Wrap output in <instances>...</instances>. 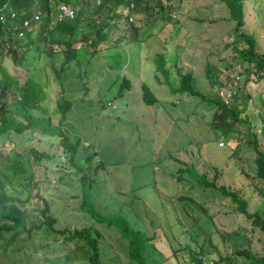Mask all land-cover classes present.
Instances as JSON below:
<instances>
[{
	"label": "rangeland",
	"instance_id": "rangeland-1",
	"mask_svg": "<svg viewBox=\"0 0 264 264\" xmlns=\"http://www.w3.org/2000/svg\"><path fill=\"white\" fill-rule=\"evenodd\" d=\"M147 1L146 7L141 2L130 13L132 21H127L125 4L120 6L110 19L107 39L92 54L93 47L86 43L87 55L79 49L77 62L72 60L58 81L48 56L32 47L15 61L8 54L0 58L19 81L29 75L42 84L43 104L53 124L59 115L51 112L55 98L61 95L71 101L60 128L69 140L79 139L71 161L56 134L27 129L0 135L1 162L15 157L26 164L25 177L12 179L7 186L20 198L28 195L21 208L24 227L29 228L11 241L10 232L1 233L0 264H88L82 240L53 239L43 225L36 227L41 219L39 196L48 201L49 213L56 217L54 228H96L103 262L137 264L127 257L125 240L116 227L83 210L79 169L91 174L87 203L95 212L121 213L132 226L153 235L144 250L145 264H182L188 247L201 248V259L208 264L219 256L223 260L217 264H245L234 253L241 248L264 255L263 233L235 211L234 203L217 188L200 185L196 177L188 175L205 174L208 180L214 176L216 185L235 188L249 210L258 209L264 216V179L255 174L254 151L248 142L251 134L247 132L254 131L264 149V74L258 75L254 65L239 55L247 43L234 30L235 21L229 18L223 0H161V8L156 0ZM241 2L238 31L250 36L256 52H264V0ZM91 3L82 16L88 14ZM128 23L138 27L132 39ZM83 25L89 32L91 28ZM184 31L191 34L187 52L179 50L180 45L187 46ZM208 33L207 44L193 38ZM79 42L76 39L74 45ZM216 42L226 45L220 52L210 53L213 56L207 64L208 48ZM157 52L164 56L171 85L178 84L179 73L190 70L201 94L208 97L218 92L224 102L242 109L238 113L242 119L232 120L228 128L214 124L211 101L170 91L157 81ZM59 62L60 55L54 57V68ZM156 73L162 80L163 75ZM122 78L128 84L120 89ZM142 84L155 96L153 103L142 100ZM14 96L8 91L6 100ZM29 146L45 150L48 157L33 161ZM172 248L177 249L176 257L171 255Z\"/></svg>",
	"mask_w": 264,
	"mask_h": 264
},
{
	"label": "trees",
	"instance_id": "trees-1",
	"mask_svg": "<svg viewBox=\"0 0 264 264\" xmlns=\"http://www.w3.org/2000/svg\"><path fill=\"white\" fill-rule=\"evenodd\" d=\"M129 1L133 2V8H129ZM181 0H177L179 3ZM229 10V18L235 21L234 30L242 35L247 43L240 51L239 55L248 63L254 65L258 75L264 74V52H256L250 36L238 31L242 24V2L241 0H223ZM59 2L67 3L74 8V15L71 18L63 17L56 20V6ZM92 2V3H91ZM146 3L147 0H0V58L5 54L10 55L15 61L28 48H34L38 52H44L49 59V65L55 73L58 81L60 73L68 67V64L73 60L77 62L79 49L86 52V43L92 46L90 51L92 54L94 48L107 39L108 28L110 27V19L117 15V9L125 4V9L136 10L140 3ZM91 3V8L82 16L81 13ZM158 7H162L161 0H156ZM78 4V6H76ZM77 7V8H76ZM122 8V9H123ZM169 8V7H168ZM14 12V16H10V12ZM38 11L39 17L36 20L32 19V14ZM126 12V13H128ZM125 13V14H126ZM126 16V15H125ZM169 18V15H164ZM31 19L28 26H24L22 21ZM83 23H86L90 30H83ZM138 27L133 23H128L127 32L130 38H134ZM33 32V36L29 35ZM80 39L78 45H74L75 40ZM4 48V49H3ZM60 55L58 68H54V57ZM154 77L157 81L167 85L170 91H180L189 94L198 95L202 100L211 101L215 105L211 121L221 127L228 128L232 120H241L238 113L242 110L234 104H228L223 101L218 92L212 96L205 97L201 94L193 84V76L190 71L179 73V82L173 86L169 82L167 69L164 67V56L157 52L154 54ZM60 71V72H59ZM163 75L160 80L156 72ZM247 72V71H246ZM61 86V83L59 81ZM128 84L126 78H122L120 89ZM142 100L151 104L155 101V96L149 88L142 84ZM15 93L11 101L6 100L7 92ZM229 96H234L233 92L228 93ZM45 91L42 84L32 76H25L22 81H19L13 76L7 68L0 62V135L9 134L11 132L21 133L27 129H37L42 134H56L59 136V143L68 158L72 161L79 139L69 140L68 136L62 132L60 122L64 119L66 111L71 106L69 99L63 98L61 95L55 98V104L52 107V114L58 113L57 123L51 122V114L46 113V107L43 104L45 99ZM251 134V147L254 151L255 174L261 179H264V149L259 143L257 134L254 131H248ZM28 152L33 161H38L42 157H48L45 150H38L34 146L28 147ZM6 162L0 160V235L3 232H10L11 241L18 233L28 232L29 228L24 227V211L21 205L28 199V195L20 198L15 192L7 186L12 179L25 177L26 164L19 158H5ZM182 168H179L181 170ZM189 169V168H187ZM78 181L80 184L82 199L81 205L83 210L92 215L95 220L104 221L107 224H113L119 235L125 240L126 255L130 259H134L137 264H145L144 250L146 246L151 245L153 235L146 231L132 226L129 221L121 213L99 214L94 211L92 206L87 203V195L91 186V174H84L79 169ZM190 172V171H189ZM191 177H196L200 185L213 186L218 191L226 196L234 203L235 211L241 213L249 220L253 227L258 228L264 235V216L258 209L249 210L246 200L238 193L235 188L224 184H215V177L208 180L205 174H188ZM30 175L28 176V179ZM180 175L177 176V180ZM35 195H38L35 192ZM42 206L38 209L41 219L36 227L43 225V231L55 239L61 236L64 240L80 239L86 246L84 253L88 264H107L101 260L98 247L100 233L96 228L90 226H80L73 228H54L53 223L56 217L49 213L48 201L39 196ZM31 226H35L31 224ZM8 242V241H7ZM6 242V243H7ZM5 243V244H6ZM264 243V238H263ZM187 259L183 258L182 264H208V260L201 259V248L193 249L186 248ZM177 249H171V255L176 257ZM236 255L241 256L245 260V264H264V255L256 254L249 249L241 248L234 250ZM223 260L221 256L214 260L212 264ZM223 264H228L224 261Z\"/></svg>",
	"mask_w": 264,
	"mask_h": 264
},
{
	"label": "built area",
	"instance_id": "built-area-1",
	"mask_svg": "<svg viewBox=\"0 0 264 264\" xmlns=\"http://www.w3.org/2000/svg\"><path fill=\"white\" fill-rule=\"evenodd\" d=\"M95 2L98 3V0H95ZM128 6H129L130 9L133 8V2H132V1H129ZM56 8H57V9H56V16H55V19H56V20H60V19L63 18V17L71 18V17H73V15H74V11H75L74 8L71 7V6H70L69 4H67V3L59 2V3L57 4ZM131 11H132V10H129V12H131ZM14 15H15L14 12L11 11V12H10V16L13 17ZM38 17H39V13H38V11H35V12L32 14V19H33V20H36V19H38ZM2 18H3V15L1 14V15H0V19H2ZM30 20H31V19H24V20L22 21V24H23L24 26H28ZM127 21H132V16H131V14H128V15H127ZM234 77L237 78L238 76L235 75ZM222 99H223V101H226V99H224L223 96H222Z\"/></svg>",
	"mask_w": 264,
	"mask_h": 264
},
{
	"label": "crops",
	"instance_id": "crops-1",
	"mask_svg": "<svg viewBox=\"0 0 264 264\" xmlns=\"http://www.w3.org/2000/svg\"><path fill=\"white\" fill-rule=\"evenodd\" d=\"M138 9V8H137ZM136 9V10H137ZM133 11V10H132ZM131 11V12H132ZM131 12H128V14H130ZM128 14H126V15H128ZM178 18V17H177ZM195 18V17H194ZM170 19V18H169ZM176 21V20H175ZM177 24H179V21H177V23L175 22V25L177 26ZM180 28H181V26H180ZM177 29L178 28H175V30L177 31ZM184 33V35H185V43H187V46H184L183 44L182 45H180V48H179V50L181 51V52H187L188 51V49H190L191 48V45L189 44V41H188V39H189V37H190V35L191 34H189L188 32H186V31H184L183 32ZM199 36L197 35V36H193V38L194 39H197V40H201L204 44H207L208 42H209V33L208 34H204L203 35V37H201V38H198ZM192 38V37H191ZM194 41V40H193ZM224 42H222L221 44L220 43H218V42H216V44H212V46L213 47H211V48H208V51H209V55H207V57H206V63L207 64H209V60L210 59H212L211 58V56H213L212 54H210V53H215V52H220V47L221 48H224V46L226 45L225 43L223 44ZM189 44V45H188ZM210 46V45H209ZM202 47V46H201ZM216 48V49H215ZM188 71H190V70H188Z\"/></svg>",
	"mask_w": 264,
	"mask_h": 264
}]
</instances>
